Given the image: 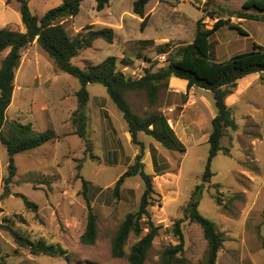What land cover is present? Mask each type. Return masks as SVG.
I'll list each match as a JSON object with an SVG mask.
<instances>
[{
	"label": "rangeland",
	"instance_id": "1",
	"mask_svg": "<svg viewBox=\"0 0 264 264\" xmlns=\"http://www.w3.org/2000/svg\"><path fill=\"white\" fill-rule=\"evenodd\" d=\"M134 1L108 0L99 12L94 0L80 3L78 14L63 21L68 35L77 39L93 25L112 28L114 39L112 43L97 39L89 48L79 47L72 64L86 70L114 56L116 69L125 76L138 77L145 68L156 71L165 65L166 58L165 53L158 54L159 46L167 44L165 48L170 51L190 43L198 20L208 28L212 26L215 20L203 10L229 19L247 33L239 35L226 26L219 28L211 38L217 61L250 51L254 42L264 48V20L238 19L233 14L241 10L245 0H149L144 10L149 18L142 31L141 19L132 11ZM60 4L61 0L28 3L30 11L39 17ZM18 7L14 0L7 5L6 0H0V29L24 31ZM6 54L7 50L0 54V65ZM79 88L78 80L59 71L35 42L22 50L6 119L28 124L36 133L53 130L57 138L14 156L16 173L5 193L7 153L0 143V264H129L126 257L111 255L110 241L125 215L137 210L144 184L133 176L124 180L117 197L112 189L133 164L138 147L131 142L122 114L106 89L94 83L86 86L89 98L84 108L92 157L84 154V142L71 126ZM125 98L138 117L161 112L185 148L183 152L166 150L151 137L137 135L144 146L143 170L151 175L156 192L148 210L158 228L143 264H158L161 251L177 244L173 222L183 218L185 206L201 183L209 153L210 122L216 110L212 94L199 88L183 94L163 89L153 107L148 106L144 92H129ZM225 103L236 129H227L220 140L222 150L210 163L213 176L197 195L198 211L224 237L216 264H264V82L260 74L238 80ZM8 131L6 123L2 133L6 136ZM77 174L88 182L86 196L97 217L92 245L80 241L87 210ZM19 195L34 202L37 210L25 208ZM3 226L31 241L42 239L61 246L68 258L32 255L18 247ZM180 229L183 253L178 257L184 260L182 264H204L206 241L199 226L184 219ZM137 240L130 234L126 254Z\"/></svg>",
	"mask_w": 264,
	"mask_h": 264
},
{
	"label": "trees",
	"instance_id": "2",
	"mask_svg": "<svg viewBox=\"0 0 264 264\" xmlns=\"http://www.w3.org/2000/svg\"><path fill=\"white\" fill-rule=\"evenodd\" d=\"M13 0H6V4ZM18 2L20 20L24 27L23 32L0 29V54L7 50V54L0 65V143L5 147L7 153V175L3 179V192L8 191V185L12 182L16 173L14 156L44 143L56 139L53 130L36 133L28 124L8 122L5 116L6 110L11 103L14 90L15 71L19 67L21 52L28 45L35 42L53 61L59 71L67 73L76 78L80 88L75 93L77 107L72 112L71 126L74 134L84 142V154L92 157V148L86 140V114L84 108L88 102L89 94L86 89L88 84H100L106 89V93L112 103L121 112L122 118L127 125L130 140L138 147V154L131 164L116 180L112 193L118 196L119 188L128 177L138 176L143 184L144 190L139 199L138 208L134 212L127 213L114 233L110 241L111 255L114 258L126 257L129 264H143L147 252L157 235L158 228L154 225L148 207L152 205L153 195L156 194L152 177L143 170L142 157L144 152L143 143L137 139L139 133L151 137L156 143L166 150L183 152V144L176 136L174 130L169 126L167 118L159 111L147 113L138 117L131 109L125 95L129 92H144L147 104L150 107L156 105L161 90L168 87L170 77H175L186 82V88H199L212 94L216 115L211 119V130L207 143L209 153L205 170L201 176L200 185L195 191L183 210V218L173 222L172 230L177 239V244L169 245L161 251L158 264H182L184 260L178 255L183 253V236L180 224L184 219L197 224L202 231L206 241L204 264H216L218 251L222 248L224 237L216 231L215 225L203 217L198 211L197 195L208 183L213 173L210 163L216 154L222 150L220 140L227 129H236V124L231 116L230 109L225 103L238 80L251 75L260 74L264 82V48L257 43L252 44L250 51L237 53L225 61H217L215 55L214 41L211 40L215 32L226 26L235 30L239 35H247L245 30L238 24L231 23L229 19H222L214 14L203 10L206 16L214 19L211 27H207L202 20H198L195 26L194 38L190 43L166 50V45L159 46L158 54H166L165 65L156 71L145 68L142 75L138 77L125 76L116 69V57H107L99 64L88 66L83 70L72 64L71 60L77 56L78 47L89 48L97 39L112 43L114 31L112 28H95L88 26L84 35L72 39L63 27V21L75 17L79 12L80 3L83 0H61V4L48 10L41 17L33 14L29 9V0H14ZM95 10L102 11L108 0H94ZM149 0H135L132 5L134 14L140 17V31L147 24L149 15L144 10ZM238 19L264 20V0H245L241 10L233 12ZM125 61V60H122ZM127 63V61L125 62ZM9 126L8 134L2 133L4 125ZM227 154V150H223ZM80 161V160H78ZM80 165L76 166L77 171ZM78 178H81L78 176ZM40 183H47L42 181ZM82 194L84 196L87 216L85 229L80 241L86 245H92L97 236L96 215L92 212L90 202L86 196L88 182L81 178ZM22 198L24 207L35 212L37 205L29 201L25 196ZM217 202V200H216ZM11 234L18 247L26 248L30 254H42L50 257L68 258L64 248L58 245L47 244L44 240L31 241L23 235L3 226ZM146 232L143 233V230ZM133 234L138 240L133 243L126 254L124 247Z\"/></svg>",
	"mask_w": 264,
	"mask_h": 264
},
{
	"label": "crops",
	"instance_id": "3",
	"mask_svg": "<svg viewBox=\"0 0 264 264\" xmlns=\"http://www.w3.org/2000/svg\"><path fill=\"white\" fill-rule=\"evenodd\" d=\"M128 64H129V66H132L133 63H130L129 62ZM186 90H187V88H186V82L184 80H181V79H178V78H175V77H170L169 78V80H168V87H167V91L168 92H170L171 94H175V93L176 94H183V93L186 92Z\"/></svg>",
	"mask_w": 264,
	"mask_h": 264
},
{
	"label": "built area",
	"instance_id": "4",
	"mask_svg": "<svg viewBox=\"0 0 264 264\" xmlns=\"http://www.w3.org/2000/svg\"><path fill=\"white\" fill-rule=\"evenodd\" d=\"M160 59L162 58V56L159 57Z\"/></svg>",
	"mask_w": 264,
	"mask_h": 264
},
{
	"label": "water",
	"instance_id": "5",
	"mask_svg": "<svg viewBox=\"0 0 264 264\" xmlns=\"http://www.w3.org/2000/svg\"><path fill=\"white\" fill-rule=\"evenodd\" d=\"M79 48V47H78Z\"/></svg>",
	"mask_w": 264,
	"mask_h": 264
}]
</instances>
